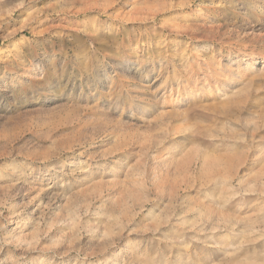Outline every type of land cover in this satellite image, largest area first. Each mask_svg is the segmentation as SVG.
<instances>
[{"label":"rangeland","instance_id":"rangeland-1","mask_svg":"<svg viewBox=\"0 0 264 264\" xmlns=\"http://www.w3.org/2000/svg\"><path fill=\"white\" fill-rule=\"evenodd\" d=\"M261 57L264 0H0V264H264Z\"/></svg>","mask_w":264,"mask_h":264},{"label":"bare ground","instance_id":"bare-ground-1","mask_svg":"<svg viewBox=\"0 0 264 264\" xmlns=\"http://www.w3.org/2000/svg\"><path fill=\"white\" fill-rule=\"evenodd\" d=\"M256 30V29H255ZM244 59L245 58H249V59H252V58H254L255 56L252 54V53H249V52H246V53H244ZM261 56H263V55H261ZM257 58V57H256ZM261 58H264V57H261Z\"/></svg>","mask_w":264,"mask_h":264}]
</instances>
